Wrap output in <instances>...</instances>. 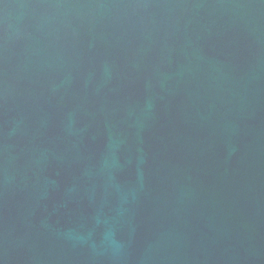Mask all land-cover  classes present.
<instances>
[{"label": "water", "instance_id": "obj_1", "mask_svg": "<svg viewBox=\"0 0 264 264\" xmlns=\"http://www.w3.org/2000/svg\"><path fill=\"white\" fill-rule=\"evenodd\" d=\"M0 264H264V0H0Z\"/></svg>", "mask_w": 264, "mask_h": 264}]
</instances>
